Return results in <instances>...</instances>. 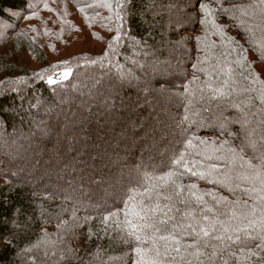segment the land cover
<instances>
[{"label":"trees","instance_id":"trees-1","mask_svg":"<svg viewBox=\"0 0 264 264\" xmlns=\"http://www.w3.org/2000/svg\"><path fill=\"white\" fill-rule=\"evenodd\" d=\"M254 157L264 0H0V264H264Z\"/></svg>","mask_w":264,"mask_h":264},{"label":"snow or ice","instance_id":"snow-or-ice-1","mask_svg":"<svg viewBox=\"0 0 264 264\" xmlns=\"http://www.w3.org/2000/svg\"><path fill=\"white\" fill-rule=\"evenodd\" d=\"M201 6L202 7H206V6H203V5H201ZM65 75H67V73ZM189 146H191V141H189ZM252 147L255 148V145H252ZM241 159H243V156H241ZM254 159H258L260 161V163L258 165H253L252 160H247V161H245V163L248 165V167L250 169L255 168V171L257 173V177H259L262 174L261 170L264 169V157H254ZM182 161H184V154L183 153H181L179 155V157L175 158L173 162H174V164H181ZM184 166H185L186 170L190 171V169L187 168V164L186 163H185ZM192 174L193 175H197V173H195V172H193ZM174 175H175V173L170 171L166 175H160V176H156L154 178L153 177H147V179H150V180L151 179H155L156 181L162 183L164 186H167L169 183H174V181L172 179ZM199 175H200L201 178H203L204 173L201 172V173H199ZM262 183H264V181H262ZM193 187H195V186H193ZM262 199H264V197H262ZM208 211H211V209H208ZM133 214L139 216L140 219H144V217L140 216V214L137 213V212H134ZM127 223H128V225L130 227L133 228V230H135L136 226L133 225V222L131 220H128ZM160 223L163 224V225H167L168 221L162 219L160 221ZM150 227H154V226L150 225ZM174 227H180V225H174ZM187 227L191 228L192 225L189 224V225H187ZM156 231H159V229H156ZM193 231H195V229H193ZM201 231L203 232V235L205 237L209 235L208 231L204 230L203 228H201ZM132 234L133 233H129V235H132ZM197 235H199V233H197ZM136 239L140 240L141 238H140V236H136ZM154 239H155V237H154ZM159 239L165 240V241L173 240L176 244H180V240L175 238L174 233L173 234H169V235H161L159 237ZM229 239H231V237H229ZM189 247H193V245H189ZM135 251H136L137 255H143L142 250H141L140 247H137L135 249ZM176 251H179V248H177ZM157 255H159L158 251H157ZM151 264H157V262L155 260H153V261H151Z\"/></svg>","mask_w":264,"mask_h":264},{"label":"rangeland","instance_id":"rangeland-1","mask_svg":"<svg viewBox=\"0 0 264 264\" xmlns=\"http://www.w3.org/2000/svg\"><path fill=\"white\" fill-rule=\"evenodd\" d=\"M50 23H51V20H50ZM66 73H67V75H65ZM68 76H69V72L67 70H61V71L55 72L51 76H49L48 81L50 83H55V82L66 80L68 78Z\"/></svg>","mask_w":264,"mask_h":264}]
</instances>
